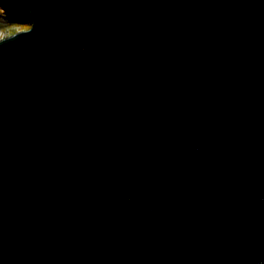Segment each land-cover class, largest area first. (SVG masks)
Masks as SVG:
<instances>
[{
    "label": "water",
    "instance_id": "1",
    "mask_svg": "<svg viewBox=\"0 0 264 264\" xmlns=\"http://www.w3.org/2000/svg\"><path fill=\"white\" fill-rule=\"evenodd\" d=\"M17 1L0 264H264V0Z\"/></svg>",
    "mask_w": 264,
    "mask_h": 264
},
{
    "label": "trees",
    "instance_id": "2",
    "mask_svg": "<svg viewBox=\"0 0 264 264\" xmlns=\"http://www.w3.org/2000/svg\"><path fill=\"white\" fill-rule=\"evenodd\" d=\"M2 5L6 6L7 23L11 25H19L22 28L28 27L30 25V20L27 15L23 12L21 6L16 2V0H11V3L3 2Z\"/></svg>",
    "mask_w": 264,
    "mask_h": 264
},
{
    "label": "rangeland",
    "instance_id": "3",
    "mask_svg": "<svg viewBox=\"0 0 264 264\" xmlns=\"http://www.w3.org/2000/svg\"><path fill=\"white\" fill-rule=\"evenodd\" d=\"M1 2L2 0H0V37L12 34L22 28L19 25H11L7 23L6 15L8 14L6 13V6H3ZM3 2L11 3V0H3Z\"/></svg>",
    "mask_w": 264,
    "mask_h": 264
},
{
    "label": "bare ground",
    "instance_id": "4",
    "mask_svg": "<svg viewBox=\"0 0 264 264\" xmlns=\"http://www.w3.org/2000/svg\"><path fill=\"white\" fill-rule=\"evenodd\" d=\"M2 37H4V36H2ZM2 37H0V38H2Z\"/></svg>",
    "mask_w": 264,
    "mask_h": 264
}]
</instances>
